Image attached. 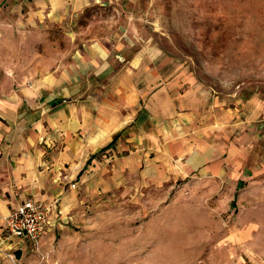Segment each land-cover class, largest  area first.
Instances as JSON below:
<instances>
[{"label":"rangeland","instance_id":"374dc122","mask_svg":"<svg viewBox=\"0 0 264 264\" xmlns=\"http://www.w3.org/2000/svg\"><path fill=\"white\" fill-rule=\"evenodd\" d=\"M27 1L0 0V98L29 80L63 75L76 60L99 62L77 83H87L88 92L80 86L69 91V83L63 91L75 99L109 97L108 89L118 92L122 84L107 76L133 74L128 61L153 44L163 67L139 73L156 70L166 80L194 75L222 94L236 90L238 99L254 93L264 99V0L95 4L62 19H29ZM141 11L143 18L131 17ZM102 157L111 169L105 160L113 154ZM240 171L218 179L203 177L201 167L175 180L167 193L129 185L119 193H95L77 221L38 244L13 239L0 246V264H264V161Z\"/></svg>","mask_w":264,"mask_h":264},{"label":"crops","instance_id":"0c3cea01","mask_svg":"<svg viewBox=\"0 0 264 264\" xmlns=\"http://www.w3.org/2000/svg\"><path fill=\"white\" fill-rule=\"evenodd\" d=\"M158 1L28 0L25 3L32 4L25 16L62 19L95 4L150 7ZM145 11L131 17L143 18ZM159 51L149 44L145 52L150 54L138 53L128 61L133 74H109L107 82L122 84L118 92L110 87L109 97L92 99L86 94L75 99L63 91L69 83V91L80 86L88 92L87 83H77L86 78L81 73L99 62L76 60L67 73L29 80L0 98L2 248L12 241L3 240L5 217L30 197L57 201L45 237L77 221L82 204L95 193H119L127 185L133 191L167 193L175 180L201 167L203 177L224 179L240 170L250 172L255 163L264 161L263 97L254 93L238 99L234 89L222 94L194 75H172L166 80L156 70L150 75L139 73L141 68L163 67L157 63ZM103 70L104 66L96 73ZM152 83L161 87L145 94L142 86ZM223 128L230 140L226 158L222 157ZM117 135L111 147L102 150ZM129 145L133 150L123 153ZM110 153L113 157L105 161L111 162V169L102 157Z\"/></svg>","mask_w":264,"mask_h":264},{"label":"built area","instance_id":"2783aa9c","mask_svg":"<svg viewBox=\"0 0 264 264\" xmlns=\"http://www.w3.org/2000/svg\"><path fill=\"white\" fill-rule=\"evenodd\" d=\"M56 203L33 197L18 203L5 217L3 240L19 238L38 244L50 227Z\"/></svg>","mask_w":264,"mask_h":264},{"label":"trees","instance_id":"16d2710c","mask_svg":"<svg viewBox=\"0 0 264 264\" xmlns=\"http://www.w3.org/2000/svg\"><path fill=\"white\" fill-rule=\"evenodd\" d=\"M117 137H118V135L115 136V138L113 139V141H112L111 143H109L108 145L104 146V147L102 148V150H105V149L111 147V145L114 143V141L117 139Z\"/></svg>","mask_w":264,"mask_h":264}]
</instances>
